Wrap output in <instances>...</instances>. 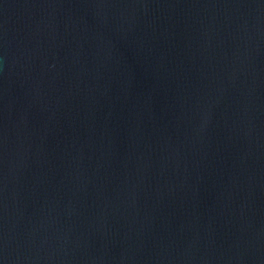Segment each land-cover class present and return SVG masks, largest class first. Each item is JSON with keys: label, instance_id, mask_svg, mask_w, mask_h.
Instances as JSON below:
<instances>
[{"label": "water", "instance_id": "water-1", "mask_svg": "<svg viewBox=\"0 0 264 264\" xmlns=\"http://www.w3.org/2000/svg\"><path fill=\"white\" fill-rule=\"evenodd\" d=\"M0 264H264V0H0Z\"/></svg>", "mask_w": 264, "mask_h": 264}]
</instances>
